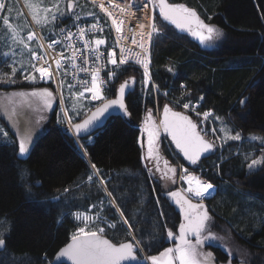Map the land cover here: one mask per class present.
<instances>
[{"label": "trees", "instance_id": "trees-1", "mask_svg": "<svg viewBox=\"0 0 264 264\" xmlns=\"http://www.w3.org/2000/svg\"><path fill=\"white\" fill-rule=\"evenodd\" d=\"M168 2L194 9L205 24L222 29V43L214 49L206 48L210 43L202 47L185 34L175 31L154 11V16L167 28L166 34L157 38L152 48L148 86H143L144 75L139 68L128 67L122 71L124 76L132 75L134 81L126 97L129 120L122 115H113L93 134L91 143L86 138L80 139L86 155L71 136L57 127L56 110L52 111V122L30 143L29 151L22 158L17 157L11 146V141H16L14 136H11L9 146L0 144V222H3L0 232L4 233L5 240L0 252L22 258L20 264L51 262L55 252L77 229L78 224L70 215L71 210L77 207L71 205L76 202L75 197L89 202L78 193L83 191L89 195L90 201L107 199L102 186L100 191L96 190L99 181L95 176L91 184L87 183L93 164L100 170L99 174L107 178L109 192L135 232L137 222H143L145 216L153 211L154 215L144 227L150 229L157 224V233L149 238L154 243L143 240L142 245L158 249L167 240L163 234L177 213L166 199H157L158 194L163 198L160 186L148 175L142 162L141 125L149 110L151 116L154 113L156 97L160 101L164 95L171 96L169 100L175 102L195 101L203 97L200 111L211 110L224 116L230 127L234 126L243 133L241 136L254 133L264 140V0ZM169 63L177 65L174 74L168 70ZM20 77L21 74L14 75V78ZM153 84L158 90L153 89ZM4 87L0 90L9 91L13 86L7 84ZM108 90V93L114 91L113 86H108ZM242 99L246 103L241 104ZM235 143L221 160V155L227 150L225 146L217 148L196 164L184 162L178 152L176 155L189 169H201L204 173L201 174L217 187L216 193L208 199L214 202V207L208 211L204 206L211 217L208 231H213L217 224L220 231L234 236L252 251H260L262 247L264 250V163L254 170L247 169V163L239 156ZM253 150L261 151L259 153L264 159V141L255 142ZM218 153L220 155L216 157ZM21 172H26L23 179ZM137 174H140L139 178H136ZM29 187L31 195H28ZM65 188L76 196L68 194L69 202H52V197L63 196ZM254 192L259 200L256 203L250 200V211L246 215L241 205L234 203V197H241V194L251 197ZM109 207L116 227L107 230L106 236L114 242L130 238L128 229L120 218L117 219L113 206ZM61 213L66 215L58 224ZM211 249L217 253L216 258L226 259L224 250L216 245ZM0 264L8 263L0 259Z\"/></svg>", "mask_w": 264, "mask_h": 264}, {"label": "snow or ice", "instance_id": "snow-or-ice-1", "mask_svg": "<svg viewBox=\"0 0 264 264\" xmlns=\"http://www.w3.org/2000/svg\"><path fill=\"white\" fill-rule=\"evenodd\" d=\"M95 3V0H93ZM111 3V0H109ZM149 4L153 7L159 8V14L163 18L164 21L169 22L174 25L176 29H179L181 32L190 33L193 37L198 38L201 44L213 43L217 40H220L224 34L217 29L215 26L205 24L195 11L185 7L182 4H169L167 0H149ZM130 6L134 8H138L137 0H130ZM3 0H0V9L4 8ZM30 10L38 9L37 5L29 4ZM147 7V5H146ZM74 8L73 0H67L66 11L67 13H71ZM100 9L101 11L108 14L109 17L112 16V13L109 12L108 8L104 6L103 0H100ZM42 11L45 13L44 16H39L37 11H33L32 19L37 24H47L49 23L47 13L52 12V20L55 21L57 15L64 17L65 12L61 11L58 6L53 8H43ZM121 12L125 10L123 8L120 9ZM91 15V13H89ZM78 20L79 17H76ZM113 25L115 26L117 34L122 32L121 25L123 24V20L120 23H117L116 19L112 20ZM3 25L12 30V35L15 38L18 33L12 24L9 22L8 17H4ZM167 28L166 24H161L157 26L156 23L150 20L148 25L147 33H139L140 42L138 43L135 35L132 37V43L137 44L139 48L143 50V54H138L135 59V63L141 65L144 69V79L143 86L147 87L151 76L149 74V57H148V49L145 48L144 36H147V40L150 43L153 37L163 38L166 34L165 29ZM90 30H101L98 29V24H93ZM64 29H61L63 32ZM85 28L78 29V39L83 41L84 48L88 49L92 45L95 46L93 51L98 50L100 45L105 44L104 39H95L94 41H88L85 39ZM74 34L72 32H68L67 39L70 43L66 46L68 48L72 47L71 38ZM36 38L35 33L28 32L27 40L32 41ZM123 39H127V37H121ZM25 48L29 49L31 52L32 59L42 60L46 64L47 61L44 60L43 56H38L35 51H32L29 48V45L25 43L23 39L19 40ZM61 43L59 40H53L50 44H48V48H53L54 45ZM118 43V41H117ZM43 47V45H41ZM80 51V49H74L73 51V61L75 59V52ZM121 57L119 62L114 57V53L110 50L108 52V62L114 65L117 69L120 66L128 63L130 56L125 55L126 52L130 53V49H125L121 47ZM7 56V53L4 54ZM100 57L97 56V61H99ZM85 62H87V58H85ZM55 64L57 69H59L61 65V59H56ZM32 68L35 72L39 73L41 79H52V73L49 71V67L45 66H36L32 64ZM170 72L173 71L171 68L168 69ZM81 71H87V69H81ZM16 69L13 67L12 73L15 74ZM115 76L114 72H109V79H112ZM91 87L85 88V92L91 93L92 100H100L102 99L101 93V85L102 82L99 81V69L93 71L91 73ZM27 80H35V76L32 74H27L25 76ZM0 80H4L7 83H13L14 80L11 76L9 77H0ZM134 82V81H133ZM63 84V81H61ZM183 87V85H182ZM71 88V85H69ZM129 88V81H125L119 87V95L116 99L107 100L103 103L102 106L95 109V111L91 112V115H88L84 120L80 123H73L72 118L68 116L67 109H63L65 121L69 125L66 129L68 132H74L77 140L83 139L85 136L88 137V143H91V135L90 133L95 131L96 126L104 119L106 116L110 114L111 111H116L124 116H128L129 113L124 103V96L126 94L127 89ZM153 88H156L153 85ZM158 90V89H157ZM13 96H24L28 95L31 97L37 98L38 101L42 102L45 108L52 107V99L53 95L48 89L41 90H33L31 93H13ZM77 97H83L84 92H80L75 94ZM203 99V97H201ZM61 103L63 104V97L61 96ZM246 103L245 100H241V104ZM190 104H184V108H189ZM194 108V106H191ZM13 115H15V109H13ZM205 118H208L211 113L205 112ZM43 119V117L41 118ZM219 119V118H217ZM58 116V123H63ZM39 123V121H37ZM161 125L165 132L171 134L172 139L176 143V147L183 152L184 157L189 160L192 164H196L200 159L202 153L210 152L214 148V144L206 141L198 132L197 125L194 124L186 115H182L180 112H174L169 108L168 105L164 106V116L161 121ZM224 131V129H221ZM34 129L31 125L19 127L17 126V135L19 137L18 141V151H16V141H11V146L14 149V153L17 157H22L29 151V145L33 138ZM142 132L147 133V156H142V159H145L149 162L152 161L154 157V145L156 144L157 137L159 136L158 130L153 126L151 110H149L146 120L144 121V125L142 127ZM226 136L232 140H239L240 134L231 135L229 132H226ZM251 139H258L257 137H251ZM9 137L7 132H4L0 129V144L3 146H9ZM83 148V145H80ZM86 154V150H85ZM264 163V159H254L251 160V163L248 165L249 170H253L257 165ZM165 168L167 171L162 172V179L172 180L175 183L173 176L176 173V169L172 168L168 165L167 161H164ZM92 168L94 169V173L89 175L87 178V183L91 184L94 181V176L99 175L100 170L96 169V166L93 164ZM155 170L160 172L161 169L159 167V157H156ZM152 169H149L151 172ZM171 172L173 176H169L168 173ZM26 176V172H21V178L23 179ZM181 180H186L189 187L185 190L184 194L180 191L169 192L168 196L172 199L176 205L179 206L180 212L183 214L184 221L179 225V235L174 236V233L169 230L167 236L169 239L174 238L177 243L175 247L165 248L164 251L160 252L159 256L151 255L145 258V261H151V264H209V259L212 256V253H204L201 250V246L205 244H211L214 240L218 238L208 231L209 224L211 222V217L208 215V211L205 209L203 204H193L189 196H194L200 199H204L206 195L210 193V190L214 188V185L211 183L202 182L198 177L193 176L191 174L182 175ZM83 182V181H82ZM38 183V182H37ZM105 180L101 178L98 182L97 191H100V186L105 185ZM79 187V185H77ZM104 192L108 197L112 196V193L107 190V187L103 188ZM70 192L69 188H65L63 190V195L67 196ZM28 195H31V188H28ZM61 200V195H57L52 197V202L59 203ZM112 205H115V199L111 201ZM119 210V209H118ZM65 213H61L60 217L57 219V223L60 224L63 222V218L65 217ZM123 212H121V218H123ZM74 216L77 220H81L84 224L82 227H78L75 233L71 236L72 243L68 244L66 247L62 248L57 254V259L63 257L66 258L67 261H70L71 264H122L124 261H134L137 264H140L138 257L136 255V249L139 248V245L143 242V238L141 240L136 241L135 245L131 242H123L119 244H115L109 239H106L103 235L104 228H99L96 231L86 230L89 224L93 223L96 220L101 219L100 215L97 214L96 217H89L87 215L81 213H74ZM125 224L128 223L127 220L123 221ZM3 222H0L2 224ZM108 227L115 228V223L108 224ZM131 228V225L129 226ZM208 232L207 235H204L205 232ZM3 232H0V250H3L5 245V240L3 239ZM131 235V231L128 233ZM190 236L195 237V243L189 239ZM133 239H135L133 237ZM149 243H154V240H150Z\"/></svg>", "mask_w": 264, "mask_h": 264}, {"label": "rangeland", "instance_id": "rangeland-1", "mask_svg": "<svg viewBox=\"0 0 264 264\" xmlns=\"http://www.w3.org/2000/svg\"><path fill=\"white\" fill-rule=\"evenodd\" d=\"M127 1V0H124ZM5 7L0 9V77H9L11 76L12 79L14 80L13 83H7L4 80H0V87L5 88L4 86H7L9 84L12 88L9 91H2L0 90V129H2L4 132H7L8 137L10 138L11 136H14L16 138V145H17V151H18V141L19 137L17 135V126L19 127H24L31 125L34 129L33 132V140L37 138V136L42 133L43 130H45L49 124L52 122V111H55V123L59 127L61 125H66L69 127L67 122L65 121V116H64V111L63 109H67L68 111V116L72 118L73 123L76 122L77 118L83 117L91 106L93 104H98L91 102L88 98L85 96L83 97H77L75 94V90L72 88H69V86L65 83H63L60 87L59 90H57L56 86L52 83L48 84L40 80L39 76L37 75L36 72L33 71L32 66H31V52L29 49L25 48L21 43H19L20 39H23L25 43L29 45V48L32 51H38L40 49L41 51V44L39 42V39L37 37L36 31L38 30L36 27L42 26L37 24L32 17L31 20L33 21L34 24L30 23L27 21L25 18L29 16H32L33 11H37V14L39 16H44L45 13L42 11L43 8H53L55 10V7L58 6L61 11L65 12V16L68 15L66 11V6H67V0H3ZM74 2V8L73 11L78 10L81 14L85 16H91L92 14L98 15L99 14L95 11L93 5L91 4L90 0H73ZM29 4H34L38 6V9H33L30 10L28 5ZM23 9V10H22ZM25 13V16L23 12ZM153 11V10H152ZM91 13V15H89ZM52 12L47 13L48 20L50 21L52 19ZM152 15V13H151ZM58 17L61 18V16L57 15ZM64 16V17H65ZM154 16V13H153ZM4 17L9 18L10 24L13 25V27L16 29L18 35L14 38L12 35V30L7 28L6 26L3 25V19ZM153 22L157 24V26L161 25V21L156 18V16L153 17ZM214 26V25H213ZM218 29L222 32V29L218 27ZM28 32H33L36 35V38L32 41L27 40V34ZM223 33V32H222ZM223 38V37H222ZM221 38V39H222ZM156 37H153V42H152V47H155L153 43L156 41ZM217 40L213 43H210V45L214 48H216L217 45H220L223 40ZM113 41L111 35L109 39L107 40V44H110ZM106 43V41H105ZM7 53V56H4V54ZM15 67L16 72L14 75H20V78H14V75L12 73V69ZM177 65L174 63H169L168 64V69L171 68L173 71H171L173 74L175 73ZM125 68V67H124ZM124 68H119L117 69L114 73L115 75L119 72H122ZM32 74L35 76V80H27L25 79V76L27 74ZM22 84V88L18 89L19 85ZM110 86V85H109ZM156 86V85H155ZM0 88V89H2ZM41 89H48L52 95V107L51 108H45L42 104V102L38 101L37 98L31 97L28 95L24 96H13V93H24L28 94L31 93L33 90H41ZM156 90V88H154ZM61 96L63 97V104L61 103ZM170 97H164L161 98L160 101H157V108L156 112L152 113V122L153 126L158 130L159 136L157 137L156 144L154 145V156L156 151H158V146L162 150V152L166 151L169 153V150L165 144V141L170 142L167 136L163 135L162 133L164 132V129L162 128V133L160 130V126L157 121V112L160 111L162 105L166 104H172L169 101ZM172 99V98H171ZM171 110L172 111H177L180 113H188L189 108H184V106H179L176 104H172ZM13 109H15V115H13ZM207 112V111H206ZM213 112V111H212ZM58 116L62 121H65L63 123H58ZM214 116V124L218 133L219 141L217 140L214 144L222 147L225 146L227 147V150L224 152L223 155H221L220 160L224 159L228 155L229 149L233 147V142H236V149L239 152V156L242 158L243 161L247 163V169H249L248 165L251 163V160L254 159H263L262 153H259L261 151H254L253 148L255 146V142L261 141V143L264 141L262 136L259 134H254L250 133L247 134L246 136H241V131L236 129V127H230V125L224 121V116L216 115L213 114ZM43 117V119H41ZM202 117L204 115L202 114ZM219 118V119H217ZM146 120V119H145ZM39 121V123H37ZM144 123L141 125V131ZM221 129H224L222 131ZM226 132H229L231 135H236L237 133L240 134V139L239 140H232L227 138ZM72 133V132H71ZM75 141V143L80 146V140H77L76 135L72 133L71 135ZM251 137H257L258 139H251ZM212 143V140H210ZM30 142V143H31ZM140 143L143 149L142 156H147V133L142 132V137L140 138ZM219 147V148H220ZM218 148V150H219ZM247 149H250L251 151H247ZM167 154V153H166ZM170 157L166 155L168 158V165L172 168L176 169V173L174 176L175 178V187L170 189V192L174 191H180L182 194H184L185 190L188 188L186 182L184 180H181V176L185 174H191L193 176L198 177L202 182H207L208 180L202 175L204 174L201 169H196V171L189 169L183 162H176L174 157L169 153ZM176 157L177 155L174 154ZM220 154L216 155L218 157ZM154 158V157H153ZM153 161V159H152ZM152 161L149 162L145 159H142L143 165L148 172V175L151 177V172H149V166L152 164ZM261 164L257 165L254 169L259 167ZM164 169L165 165L163 166ZM253 169V170H254ZM92 174L94 173V169L92 168ZM213 169L212 171H214ZM211 171V170H210ZM214 174V172H212ZM202 173V174H201ZM97 180L99 181L101 178H103L100 174L95 176ZM140 174L136 175V178H139ZM105 182H107V178H103ZM107 187L106 183L105 185L102 186ZM108 190V188H107ZM237 190L241 191L240 188ZM109 191V190H108ZM214 192V188H213ZM212 192V194H213ZM68 194H71L72 197L76 196V193L74 192H69ZM61 196V200L64 202H69L70 197L68 196ZM80 196L84 197V199L89 200L88 203H85L83 200L79 199L78 197H75L76 202H74L71 205L77 206L76 208L79 209H84L85 206H88V208H97L99 205L98 214L99 215H110L111 212V207H109L111 204V201L114 199L113 196L108 197L107 199L105 198H100L99 200H91L89 195L84 193L83 191L78 193ZM211 194V195H212ZM236 194V193H235ZM209 195V196H211ZM242 196L239 197L236 195L234 197V203L236 201V205L240 204L242 212L244 214H248L250 211L249 205H251V201L256 203L258 202L259 198L255 195V192L251 194V197L245 194H241ZM205 196L204 199H200L194 196H189L191 199V202L194 203L196 201H202L199 204H203L208 211H210V208L214 207V202L208 201L207 197ZM157 199L159 201L165 200L166 198L163 196L160 197L158 194ZM253 199V200H252ZM251 200V201H250ZM143 201H145V196L143 197ZM126 205H128V202H126ZM115 212H116V217L122 222V225L131 231L130 239L132 243L135 245L136 241L141 240L143 238L144 241H149V238L151 235H154L157 233V224L154 226H151L149 229L144 227V225L148 222H150L149 218L153 214V211L149 212L148 216L144 218L143 222L141 221L140 223L137 222L138 224L136 225L137 227V232H135L132 227L129 228L130 224L129 222L125 224L123 221L127 220L126 217L123 215V218H121V212L122 208L119 206L117 201L115 200V205H112ZM256 206V205H255ZM109 207V208H108ZM117 207V208H116ZM75 208V207H71ZM119 209V210H118ZM255 213V211H254ZM138 215V214H137ZM163 215V212H162ZM179 217V216H178ZM255 217V215H254ZM128 221V220H127ZM250 221V220H249ZM253 221V220H252ZM143 223V224H142ZM82 225H77L78 227H82ZM99 228H104V233L103 235H106L105 227L101 226L96 223L94 226H88L86 230H94L95 231ZM170 230V229H169ZM169 230H166L164 232L165 236H167V233ZM172 232L175 233L176 236L179 235V233L176 231V229H171ZM213 233L218 239L214 240L211 244H205L201 246V250L204 253H212L211 258L209 259V264H264V250L262 247V250L258 251H252L249 249L248 246L243 244L242 242L238 241L234 236L227 235L225 231H220L219 225L215 224L213 227V231H210ZM159 234H162V232L158 231ZM163 234V235H164ZM208 232H205L204 235H207ZM133 237L135 239H133ZM127 240V239H126ZM124 241V240H123ZM172 241L171 239L168 238L167 240L164 241L162 248L160 249L161 252L164 251L165 248H170L172 246ZM241 244L244 246H241ZM216 245L220 249L224 250V254L226 256L225 260H221L219 257L216 258L215 250L211 249ZM152 246V245H151ZM151 246H146L144 247L142 243L139 245V248L136 249V253L138 254V259L141 263L145 264H151V261H145V258L148 256L153 255L152 248ZM164 246V247H163ZM228 251V252H226ZM235 255V256H234ZM159 256V255H158ZM0 259L1 261L3 260L5 263L8 264H20L19 262L22 261V258H16V257H11L8 256L6 253L0 252ZM178 264V262H177Z\"/></svg>", "mask_w": 264, "mask_h": 264}, {"label": "built area", "instance_id": "built-area-1", "mask_svg": "<svg viewBox=\"0 0 264 264\" xmlns=\"http://www.w3.org/2000/svg\"><path fill=\"white\" fill-rule=\"evenodd\" d=\"M90 1L99 16L95 14H92L91 16H85L78 10H75L72 11L65 19L56 20L55 28L48 27L44 30H42L43 28H38L36 31L37 37L43 47H41V51L39 50L35 52L38 56H43L47 63L45 64L42 60L34 61L31 56V66L32 64H35L38 67H49V71L52 73L51 80L41 79L39 73H36L40 80L45 83H53L57 90H59V87L62 85L61 81H63V83L67 84L68 86L71 85V88L76 92H84V96L89 100H92L91 93L84 91L85 88H90L92 86L91 73L99 69L98 79L102 82L101 93L102 97L104 98L106 96L108 82L110 80L109 72H115L117 70L114 65L108 62V52L110 50L114 53L113 58L119 62L121 57V47L130 49V53H125V55L130 56V59L128 63L120 66V69L124 67H136L144 72L143 67L135 63L136 56L138 54H143V50L139 48L137 44L132 43V37L135 35V38L139 43L141 39L139 33H147L149 30L148 25L150 20L153 22V6L149 4V0H137L138 8L130 6V0H111V3H109V0H103L104 6L108 8L109 12L112 13V16L109 17L107 13L101 11L100 0H95V3H93V0ZM121 8H123L125 11L121 12ZM76 17H79V19L77 20ZM113 19H116L117 23H120V21L123 20V24L121 25L122 32L120 34H117L116 32L115 26L112 23ZM93 24H98V29H102V31L90 30ZM79 28H85V39L88 41H94L95 39H104L106 41L105 36L107 34L111 35L113 41L110 44H107L106 42L104 45H100L96 51H93V48H95L94 45L88 49H85L83 41L78 39ZM61 29H64V31L61 32ZM69 31L74 34L71 38V48L66 47L70 43V41L67 39ZM121 37H127V39H123ZM53 40H59L61 43L54 45L53 48H48V44H50ZM152 42L153 39L149 43L147 36H144L145 48L148 49V57L150 61L149 71L152 59ZM74 49H80V51L75 52V59L73 61L72 57ZM97 56L100 57L99 61H97ZM85 58H87V62H85ZM56 59H61V65L59 69H57L55 64ZM81 69H87V71H81ZM170 101L180 106H184V104H190L191 106H194V108L190 107L188 112L194 116L202 117V113L197 111L198 103L192 102L191 100H180L177 102L173 100ZM207 121L210 123H207ZM207 124H210V127L207 128ZM199 125L203 135L209 136V139L214 142L217 140L219 141L218 136L213 131L209 117L199 120ZM83 214L89 217H94L93 213L90 211Z\"/></svg>", "mask_w": 264, "mask_h": 264}, {"label": "crops", "instance_id": "crops-1", "mask_svg": "<svg viewBox=\"0 0 264 264\" xmlns=\"http://www.w3.org/2000/svg\"><path fill=\"white\" fill-rule=\"evenodd\" d=\"M23 10V9H22ZM23 12V14H24V16H25V13H24V11H22ZM30 17H32V16H29L28 15V17H26L25 16V18L27 19V21L30 23V21H31V23L32 24H34L33 23V21L31 20V18ZM61 18L60 17H58L57 16V18H56V20H60ZM56 20L55 21H53L52 19L49 21V23H47V24H42V26H39V27H36V28H43L42 30H44V29H46V28H48V27H51V28H55L56 27ZM168 24V23H167ZM39 25H41V24H39ZM169 26H172V25H170V24H168ZM213 26V25H212ZM174 29H175V31H177V32H180V33H182V34H185L186 36H188L189 38H191L192 40H194L195 42H199V40H198V38H196V37H193L190 33H187V32H181L180 30H178V29H176L174 26H172ZM106 42H107V40L109 39V37H110V35L109 34H107L106 36ZM196 40H195V39ZM154 44V43H153ZM199 44V43H198ZM200 45V44H199ZM200 46H202V47H205L206 46V44H203V45H200ZM217 47V46H216ZM207 49H214V47H212L211 45H210V47H206ZM31 54V53H30ZM151 62H152V59H151ZM150 68H151V66H150ZM141 70V69H140ZM151 70V69H150ZM123 71V70H122ZM142 71V70H141ZM142 73H143V71H142ZM149 74H150V71H149ZM143 75H144V73H143ZM131 76L132 75H126V76H124V75H122V72H119V73H117L112 79H110L109 80V84L111 85V86H113V88H114V91H112L111 93H108V96H107V98L103 101V102H105V101H107V100H112V99H114V98H116V97H118V95H119V87H120V85L122 84V83H125V81H129V88L127 89V91H126V94H125V96H124V103H125V106H126V108H127V101H126V97H127V93H128V91H130L131 89H132V86H133V82H132V79H131ZM117 78H118V81H116L117 80ZM153 85H156V84H153ZM158 88V87H157ZM154 89V88H153ZM155 90V89H154ZM109 91V90H108ZM156 99H157V97H156ZM103 102H100V103H98V104H93L92 106H91V108L89 109V111L85 114V115H83V117H81V118H77L76 119V122H74V123H79V122H81L84 118H86L87 116H88V114L91 112V111H93V109L94 108H96L97 106H99L101 103H103ZM127 111H128V108H127ZM160 111H161V109H160ZM129 113V112H128ZM114 115H122V114H114ZM130 115V114H129ZM129 115L128 116H124V115H122L125 119H128L129 120ZM113 115H111L108 119H110L111 117H112ZM108 119L106 120V121H108ZM105 124V123H104ZM104 124H103V126H104ZM62 126H66V125H61V126H59V129L62 131V132H64L63 130H62ZM102 126V127H103ZM58 127V126H57ZM68 127V126H67ZM101 127V128H102ZM101 128H99V129H97L95 132H97L98 130H100ZM44 132V130L42 131V133ZM95 132H93L92 134H90L91 135V139H92V137H93V134L95 133ZM65 134H67V135H69V136H71L72 135V133H74V132H64ZM41 135V133L37 136V138L39 137ZM72 137V136H71ZM142 137V136H141ZM140 137V138H141ZM36 138V139H37ZM73 138V137H72ZM84 138H86L85 140L86 141H88V137L87 136H85ZM35 139V140H36ZM34 140V141H35ZM33 142V141H32ZM31 142V143H32ZM80 143H81V141H80ZM76 144V143H75ZM76 146L80 149V151L82 152V153H84L85 154V151H84V148H81L80 146H78L77 144H76ZM140 146H141V143H140ZM141 148H142V146H141ZM142 153H143V149H142ZM86 155V154H85ZM20 158H22V157H20ZM151 178H152V180H154L155 182L157 181L156 179H154L152 176H151ZM156 184H158L157 182H156ZM159 185V184H158ZM52 262V261H51ZM51 262H47V263H51ZM46 263V264H47Z\"/></svg>", "mask_w": 264, "mask_h": 264}, {"label": "flooded vegetation", "instance_id": "flooded-vegetation-1", "mask_svg": "<svg viewBox=\"0 0 264 264\" xmlns=\"http://www.w3.org/2000/svg\"><path fill=\"white\" fill-rule=\"evenodd\" d=\"M158 151H156L155 153V156L153 158V161H152V164L149 166V169H152L151 171V176L156 179L157 183L159 184L158 186H160V194L162 196H164L168 201H169V196H168V193L170 192V189L171 188H174L176 185L175 183L172 182V180H168V179H162L161 176H162V172L164 171H167V169H164V161H167L168 162V158L166 157V155H168L170 157V155L165 152H162V150L159 148L158 146ZM159 157V167L161 169L160 172H157L155 170V164H156V157ZM169 176H173V174L171 172L168 173ZM176 176H173V179L175 180ZM193 204H197L196 202H194ZM177 207L179 208V206L177 205ZM178 212L177 215L174 217V221L170 222L167 226H166V230L169 228L170 230L171 229H176V231L179 233V225L181 222L184 221V217H183V214L180 212V209H178ZM179 216V217H178ZM174 233V232H173ZM165 235V234H164ZM174 236L175 233H174ZM190 240H192L193 243H195V237L194 236H190L189 237ZM166 241V240H165ZM171 241L173 242L172 243V246L175 247V244L177 243V241L172 238ZM164 243V242H163ZM162 245H159V248L158 249H152V250H155V251H152L153 252V255H156L158 256L161 252V248H162ZM164 247V246H163Z\"/></svg>", "mask_w": 264, "mask_h": 264}, {"label": "water", "instance_id": "water-1", "mask_svg": "<svg viewBox=\"0 0 264 264\" xmlns=\"http://www.w3.org/2000/svg\"><path fill=\"white\" fill-rule=\"evenodd\" d=\"M167 2H168V0H167ZM169 4H176V3H170V2H168ZM191 10H193V11H195L194 9H191ZM154 11H156L158 14H159V8L158 7H154ZM197 14V13H196ZM160 15V14H159ZM198 15V14H197ZM162 18V17H161ZM163 19V18H162ZM167 22V21H166ZM168 24H170L169 22H167ZM170 25H172V24H170ZM172 26H174V25H172ZM175 27V26H174ZM179 30V29H178ZM195 39V38H194ZM196 40V39H195ZM200 45H203V44H201L200 42H198ZM117 98V97H116ZM116 98H114V99H116ZM113 100V99H112ZM106 102V101H105ZM105 102H103V103H105ZM103 103H101L99 106H97L96 108H98V107H100V106H102L103 105ZM165 105H168V104H165ZM164 105V106H165ZM164 106H163V109H162V111H161V113H160V119H161V121L163 120V116H164ZM169 106V105H168ZM96 108H94L93 109V111H95V109ZM169 108H170V106H169ZM92 112V111H91ZM91 112L88 114V115H91ZM114 114H120V113H118V112H116V111H111L110 112V114L108 115V116H106L104 119H102L101 120V122L96 126V128H95V131L97 130V129H99V128H101L102 126H103V124L106 122V120L111 116V115H114ZM182 115H186V116H188L187 114H182ZM188 118H189V116H188ZM85 119V118H84ZM83 119V120H84ZM80 123V122H79ZM68 127L67 126H62V130L64 131V132H68V131H66V129H67ZM95 131H93V132H95ZM93 132H91L90 134H92ZM197 132H198V130H197ZM199 133V132H198ZM165 134L167 135V137H168V139H169V141H170V143L172 144V146L176 149V150H178V152H179V155H180V157L184 160V161H186V162H190L189 160H187L185 157H184V154H183V152H181V150L179 149V148H177L176 147V143H175V141L172 139V136H171V134L170 133H168V132H165ZM200 134V133H199ZM204 138V137H203ZM205 139V138H204ZM206 141H208L207 139H205ZM209 142V141H208ZM211 153H212V150L210 151V152H207V153H202L201 154V157H200V159L199 160H201V159H203V158H207V157H209L210 155H211ZM169 201H170V203L172 204V205H174L175 207H176V209L178 208L177 207V205L175 204V202L172 200V199H169ZM202 203H204V202H202ZM179 209V208H178ZM104 237L106 238V239H109L110 241H112L109 237H107L106 235H104ZM113 242V241H112ZM123 242H131L132 243V241L131 240H125V241H122V242H119V243H123ZM70 243H72V240H71V238L65 243V244H63L56 252H55V254H54V256H53V258H52V262L51 263H47V264H71V262L70 261H67V259L66 258H63V257H61V258H59V259H57V254L59 253V251L62 249V248H64V247H66L68 244H70ZM113 243H115V242H113ZM119 243H115V244H119ZM136 255H137V253H136ZM137 257H138V255H137ZM122 264H137V262H134V261H124V262H122Z\"/></svg>", "mask_w": 264, "mask_h": 264}, {"label": "bare ground", "instance_id": "bare-ground-1", "mask_svg": "<svg viewBox=\"0 0 264 264\" xmlns=\"http://www.w3.org/2000/svg\"><path fill=\"white\" fill-rule=\"evenodd\" d=\"M185 182H186V180H184ZM204 182V181H203ZM206 183H209V182H206ZM186 184H187V186L189 187V185H188V183L186 182ZM212 192H213V189H211L210 190V193L208 194V195H206V196H209V195H211L212 194ZM117 208V207H116Z\"/></svg>", "mask_w": 264, "mask_h": 264}]
</instances>
